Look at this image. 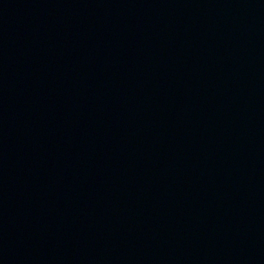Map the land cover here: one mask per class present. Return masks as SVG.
Returning <instances> with one entry per match:
<instances>
[{"label":"water","instance_id":"1","mask_svg":"<svg viewBox=\"0 0 264 264\" xmlns=\"http://www.w3.org/2000/svg\"><path fill=\"white\" fill-rule=\"evenodd\" d=\"M0 264H264V150L0 6Z\"/></svg>","mask_w":264,"mask_h":264}]
</instances>
